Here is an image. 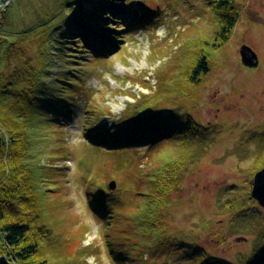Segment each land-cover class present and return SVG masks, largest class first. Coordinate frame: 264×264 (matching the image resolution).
Wrapping results in <instances>:
<instances>
[{
  "label": "rangeland",
  "instance_id": "1",
  "mask_svg": "<svg viewBox=\"0 0 264 264\" xmlns=\"http://www.w3.org/2000/svg\"><path fill=\"white\" fill-rule=\"evenodd\" d=\"M81 1L15 0L4 14L2 38L28 31L22 44L35 61L44 45L41 33L81 15L83 9L72 6ZM110 1L98 27L110 41L101 53L80 41L69 54L49 44L48 97L56 104L70 99L72 116L60 124L49 111L29 133L33 157L16 160L19 167L29 164L26 178L36 181L35 188L26 181L39 215L38 224L31 222L52 232L42 241L57 252L49 264H185L162 251L170 242L177 252L181 242L193 243L224 262H244L264 234V209L251 198L254 177L264 168V0H232L238 20L222 47L213 46L222 16L218 0ZM126 1L138 13L134 21ZM242 46L255 52L257 67L242 64ZM202 58L209 72L195 85L190 76ZM169 108L207 132L115 152L83 135L84 125L109 126ZM173 163L183 177L165 175L163 199L154 191L161 167ZM102 193L110 209L103 218L93 210ZM125 254L131 261L119 259Z\"/></svg>",
  "mask_w": 264,
  "mask_h": 264
},
{
  "label": "trees",
  "instance_id": "2",
  "mask_svg": "<svg viewBox=\"0 0 264 264\" xmlns=\"http://www.w3.org/2000/svg\"><path fill=\"white\" fill-rule=\"evenodd\" d=\"M14 1L12 0V4ZM84 3H88V8ZM111 3L110 0H102L101 3L90 0L73 3L72 6L81 7L83 13L72 15L63 25L61 23L53 27L50 26L48 32L41 33L44 47L39 48L35 61L26 56L28 50L22 44L25 37L22 35L26 31L10 40L2 38L3 15L0 27V132H3L0 148V163L3 165L0 167V255L5 256L13 264H49V260L57 254L54 248L47 247L42 242L47 241L50 236L52 237L51 230L47 227V231L38 230L35 227L36 224L33 226L34 224L31 222L32 219L34 223H37L39 215L33 214L35 209L33 206L34 197L27 195V189L31 186L26 181L33 180L32 184L34 182V178L28 174L29 179L26 178L27 165L29 164L26 166L23 164L21 167L16 164V160H22L26 154L33 157L28 151V146H30L29 133L34 130L37 122L39 120L46 122L44 119L50 117L48 115L50 111L56 115V123H65L71 118L72 108L75 105L70 99L67 102L62 101L56 104L48 97L50 95H48L46 80L49 70L46 67L52 50L51 48L48 49V46L57 42L61 47L55 49L58 51L62 49L69 54V51L73 50L72 47H79L78 42L80 41L82 44L92 47L93 52L101 53L110 44V41L98 33V27L101 22L107 20L105 12L108 9L107 5ZM131 4L129 1L124 3L125 7ZM131 8V6L128 8L129 21H134L138 13ZM216 8L221 11L222 16L221 18L219 16V32L214 40V42L217 41V44L213 43V46L222 47L229 40L230 34L237 24L238 16L237 13H234L236 7L232 0H218ZM73 10H78V8H73ZM87 21L93 22L92 27ZM132 24L133 22L126 24V29L130 30L129 26ZM72 38L77 39L71 42L66 41ZM64 52L60 53L63 57ZM66 57L73 58L70 55H66ZM66 62H70V60ZM208 72V62L202 58L199 65H196L192 71L191 83L198 85ZM72 78L73 81H78V76L74 75ZM67 82L72 85V80L68 79ZM69 97L71 98V96ZM161 108L163 109V107ZM151 112L148 111L147 114L133 117L130 120L120 118L109 126L84 125L83 135L91 145L109 152H115L154 147L165 140L174 137L179 138L181 135L194 137L207 132V128L198 124L191 116L186 114L181 117V113L176 108L158 110L155 111L156 113ZM176 165L173 163L161 167L160 172L162 174L159 173V182L154 193L165 195L168 186L163 185L166 184L165 175H168L169 179L170 174L173 176V174L179 173L176 177L182 179L183 176L180 174V170L175 168ZM185 168L187 167L182 168L181 171ZM179 182L180 180L178 184ZM35 185L36 181L32 186L35 188ZM101 195L104 199H100L99 204L93 207V210L103 218L110 209L106 203L108 196L105 193ZM136 195L141 197L144 194L139 190ZM166 197L168 198L167 194L163 196V199ZM157 199L159 201L158 197ZM37 203H40L39 198ZM170 203L171 201L168 199L167 203L164 204L167 206ZM159 226L163 228L161 224ZM261 238L259 242H255L254 249L244 262L242 260L236 263L224 262L220 258L206 253L203 249L195 248L193 243L187 244L186 242H181V246H183L181 252L175 250L172 242L167 243L162 251L168 257L178 255L183 258V261L186 260L184 261L185 264L196 261L197 264H264V234ZM147 242L150 243V240ZM126 254L125 256L120 255L119 259H129Z\"/></svg>",
  "mask_w": 264,
  "mask_h": 264
},
{
  "label": "water",
  "instance_id": "3",
  "mask_svg": "<svg viewBox=\"0 0 264 264\" xmlns=\"http://www.w3.org/2000/svg\"><path fill=\"white\" fill-rule=\"evenodd\" d=\"M241 62L244 66L249 68H255L258 65L257 55L255 52L248 46H242L239 51ZM2 144V137L0 135V147ZM116 183L114 181L110 182L109 188L114 190ZM251 198L264 209V168L259 171L253 180V187L251 190ZM245 240L244 238L236 239V242ZM0 264H13L9 262L5 256L0 255Z\"/></svg>",
  "mask_w": 264,
  "mask_h": 264
},
{
  "label": "built area",
  "instance_id": "4",
  "mask_svg": "<svg viewBox=\"0 0 264 264\" xmlns=\"http://www.w3.org/2000/svg\"><path fill=\"white\" fill-rule=\"evenodd\" d=\"M12 0H0V27L3 19L4 13L11 6Z\"/></svg>",
  "mask_w": 264,
  "mask_h": 264
},
{
  "label": "flooded vegetation",
  "instance_id": "5",
  "mask_svg": "<svg viewBox=\"0 0 264 264\" xmlns=\"http://www.w3.org/2000/svg\"><path fill=\"white\" fill-rule=\"evenodd\" d=\"M1 148V147H0Z\"/></svg>",
  "mask_w": 264,
  "mask_h": 264
}]
</instances>
